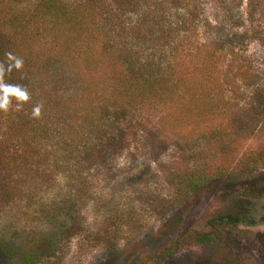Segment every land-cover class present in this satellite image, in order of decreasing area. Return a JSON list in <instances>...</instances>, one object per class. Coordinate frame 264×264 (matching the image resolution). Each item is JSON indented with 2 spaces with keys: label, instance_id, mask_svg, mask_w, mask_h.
<instances>
[{
  "label": "trees",
  "instance_id": "16d2710c",
  "mask_svg": "<svg viewBox=\"0 0 264 264\" xmlns=\"http://www.w3.org/2000/svg\"><path fill=\"white\" fill-rule=\"evenodd\" d=\"M242 1L216 0L218 18L210 20L207 0H0V214L32 210L23 202L40 201L39 187L49 192L61 171L101 163L138 132L158 151L175 145L195 155L203 170L189 175L191 185L180 182L188 191L264 173V139L242 151L255 132L264 138V89L241 117L240 88L259 78L243 69L241 81L228 80L223 71L236 53L232 41L248 35L238 28ZM247 4L251 34L264 43V0ZM76 177L67 181L89 196L87 179ZM263 195L264 185L230 192L244 206ZM33 210L60 221L57 206ZM246 216L225 214L214 224L234 229ZM63 239L29 243L56 251ZM41 257L29 249L25 263Z\"/></svg>",
  "mask_w": 264,
  "mask_h": 264
},
{
  "label": "rangeland",
  "instance_id": "374dc122",
  "mask_svg": "<svg viewBox=\"0 0 264 264\" xmlns=\"http://www.w3.org/2000/svg\"><path fill=\"white\" fill-rule=\"evenodd\" d=\"M218 4L207 0L205 16L210 20L218 18L214 15ZM247 10V0H243L240 13L245 27L238 28L240 34L247 28L248 35L239 36L244 42L232 41L236 53L223 65L228 80L236 76L241 81L243 69L259 78L256 87L240 88L246 94L237 103L241 117L250 109L248 103L259 101L257 93L264 89V43L252 36ZM224 89L232 98L228 82ZM263 139L255 132L242 151L256 148ZM132 142L122 151L106 152L99 164L85 162L83 171L75 167L61 171L55 185H47L49 192L44 190L46 185L39 187L40 201L23 202L32 210L0 214V264H27L26 251L33 248L42 257L28 264H264V195L252 198L248 206L230 196L233 190L263 186L264 173L188 191L180 182L185 184L188 177L191 185L189 175L203 170L193 161L194 154L183 153L175 145L158 151L142 132ZM71 173L87 179L89 196L77 192V182L67 181ZM40 205L46 209L57 206V225L44 219L45 212L34 213ZM240 213L247 214L245 223L234 229L214 224L221 215ZM71 229L76 233L65 237ZM47 234L64 236L56 251H51L48 242L30 247L32 239Z\"/></svg>",
  "mask_w": 264,
  "mask_h": 264
}]
</instances>
